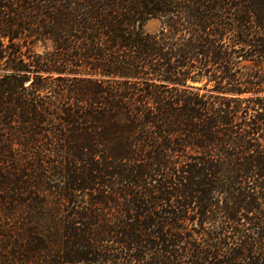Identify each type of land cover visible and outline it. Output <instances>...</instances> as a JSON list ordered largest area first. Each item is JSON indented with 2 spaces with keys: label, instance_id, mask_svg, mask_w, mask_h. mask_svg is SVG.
<instances>
[{
  "label": "trees",
  "instance_id": "obj_1",
  "mask_svg": "<svg viewBox=\"0 0 264 264\" xmlns=\"http://www.w3.org/2000/svg\"><path fill=\"white\" fill-rule=\"evenodd\" d=\"M263 76L264 0H0V264H264Z\"/></svg>",
  "mask_w": 264,
  "mask_h": 264
},
{
  "label": "rangeland",
  "instance_id": "obj_2",
  "mask_svg": "<svg viewBox=\"0 0 264 264\" xmlns=\"http://www.w3.org/2000/svg\"><path fill=\"white\" fill-rule=\"evenodd\" d=\"M161 21L159 18H149L146 20L143 24V29L149 32H155L160 28ZM261 88L264 91V76H263V82L261 84Z\"/></svg>",
  "mask_w": 264,
  "mask_h": 264
}]
</instances>
